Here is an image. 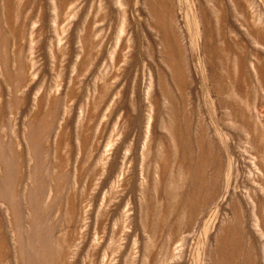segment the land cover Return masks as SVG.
<instances>
[{
	"label": "rangeland",
	"instance_id": "374dc122",
	"mask_svg": "<svg viewBox=\"0 0 264 264\" xmlns=\"http://www.w3.org/2000/svg\"><path fill=\"white\" fill-rule=\"evenodd\" d=\"M0 264H264V0H0Z\"/></svg>",
	"mask_w": 264,
	"mask_h": 264
}]
</instances>
